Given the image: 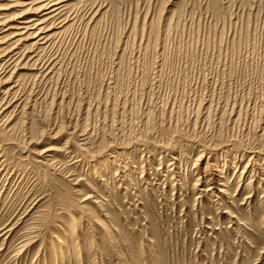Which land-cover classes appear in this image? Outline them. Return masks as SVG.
Masks as SVG:
<instances>
[{"label":"rangeland","instance_id":"374dc122","mask_svg":"<svg viewBox=\"0 0 264 264\" xmlns=\"http://www.w3.org/2000/svg\"><path fill=\"white\" fill-rule=\"evenodd\" d=\"M66 3L0 74V264H264V0Z\"/></svg>","mask_w":264,"mask_h":264},{"label":"bare ground","instance_id":"6f19581e","mask_svg":"<svg viewBox=\"0 0 264 264\" xmlns=\"http://www.w3.org/2000/svg\"><path fill=\"white\" fill-rule=\"evenodd\" d=\"M6 2H11L12 6L16 5L24 8L21 11L22 13L17 16L18 19L15 20L16 17L8 18V16L6 17L4 15L3 10H6L5 4H8ZM67 8L68 4L66 0H0V74H4L6 68L15 61L16 58L14 57L17 55V52H15L17 45L20 46L21 43L23 45L27 43L29 48L30 46L38 47L44 45L51 37V35L49 37V32L52 29L55 30L56 28L65 27L63 25L70 20L68 18L69 15L65 16L66 12H68ZM57 31L56 34H58ZM60 32L62 31L60 30ZM32 52L34 51L32 50ZM15 66H17L16 63Z\"/></svg>","mask_w":264,"mask_h":264}]
</instances>
